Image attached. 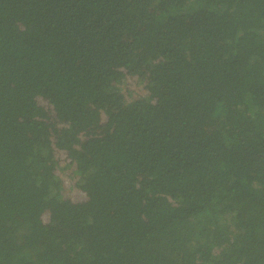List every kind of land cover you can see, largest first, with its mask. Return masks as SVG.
<instances>
[{
	"label": "trees",
	"instance_id": "trees-1",
	"mask_svg": "<svg viewBox=\"0 0 264 264\" xmlns=\"http://www.w3.org/2000/svg\"><path fill=\"white\" fill-rule=\"evenodd\" d=\"M0 264H264V0H0Z\"/></svg>",
	"mask_w": 264,
	"mask_h": 264
},
{
	"label": "rangeland",
	"instance_id": "rangeland-1",
	"mask_svg": "<svg viewBox=\"0 0 264 264\" xmlns=\"http://www.w3.org/2000/svg\"><path fill=\"white\" fill-rule=\"evenodd\" d=\"M143 84L140 83L138 81V83L134 86V84H126L125 82H123V84L121 85V88H122V92L126 91L128 93L129 96H127L128 99H131L133 96L131 95L133 92L137 93L136 92V89L139 90L140 94L144 93L145 90L143 88ZM71 167H66V168H63V167H58L56 169V174L58 176V178H62L63 179H67L69 178V175L72 174V171H71ZM66 188L70 191V189L72 190V185L70 182H67L66 184Z\"/></svg>",
	"mask_w": 264,
	"mask_h": 264
}]
</instances>
